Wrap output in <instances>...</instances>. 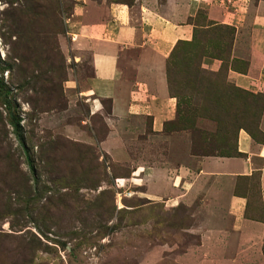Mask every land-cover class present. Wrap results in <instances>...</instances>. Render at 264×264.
Wrapping results in <instances>:
<instances>
[{
    "label": "rangeland",
    "instance_id": "1",
    "mask_svg": "<svg viewBox=\"0 0 264 264\" xmlns=\"http://www.w3.org/2000/svg\"><path fill=\"white\" fill-rule=\"evenodd\" d=\"M75 2L0 0V264H264L259 172L204 175L188 188L173 173L235 157L242 131L264 139V91L232 77L247 71L252 40L264 39L254 30L264 0H207L215 20L203 7L190 18L193 38L167 61L174 119L159 134L151 117L113 122L129 162L100 147L109 117L84 94L93 68L73 44ZM232 195L248 196L241 219Z\"/></svg>",
    "mask_w": 264,
    "mask_h": 264
},
{
    "label": "crops",
    "instance_id": "2",
    "mask_svg": "<svg viewBox=\"0 0 264 264\" xmlns=\"http://www.w3.org/2000/svg\"><path fill=\"white\" fill-rule=\"evenodd\" d=\"M200 7L207 10L208 18L215 20L218 12L207 0H139L131 6L76 0L70 32L74 46L91 53L93 68L84 94L90 97L92 107L98 102L101 107L96 110L108 115L110 133L100 147L118 162H129L131 156L114 121L151 117V129L159 134L174 119L177 100L169 91L167 61L179 41L193 38L196 25L189 20L198 14ZM259 13L255 16L254 30L264 32V13ZM251 51L247 71H233L232 77L241 86L258 85L264 91V39L260 43L253 39ZM105 100L110 101V113H106ZM261 128L264 130V117ZM238 150L242 156L203 157L195 167L181 166L173 171L174 179L180 188H188L204 175L238 177L259 172L264 192V142L259 143L242 131ZM168 170L162 171V175ZM158 172L154 170L153 174ZM247 202L244 196L232 195L229 207L241 219ZM256 227L260 234L264 231L263 222H257Z\"/></svg>",
    "mask_w": 264,
    "mask_h": 264
},
{
    "label": "trees",
    "instance_id": "3",
    "mask_svg": "<svg viewBox=\"0 0 264 264\" xmlns=\"http://www.w3.org/2000/svg\"><path fill=\"white\" fill-rule=\"evenodd\" d=\"M29 10H31V8H29ZM181 41H183V40H181ZM181 41H179L178 42V44L181 42ZM177 44V45H178ZM177 45H176V47H177ZM175 47V48H176ZM174 48V49H175ZM174 51V50H173ZM105 102H109L110 103V101H108V100H105V101H103V103H105ZM7 104H8V106H11L12 105V102L10 101V100H8L7 101ZM111 108H109V112L108 113H110L111 112V110H110ZM8 110H9V112H10V120H11V123H12V126L14 127V132H15V134H16V136L19 138V140H20V142L23 144V146L26 148V153H29L28 151H29V149H27V147H26V136H25V134H24V132H23V127L21 126V122H20V119L18 118V116L16 115V113L12 110V109H10V107H8ZM167 125V124H166ZM251 135V134H250ZM252 136V135H251ZM253 138H254V136H252ZM255 139V138H254ZM256 140V139H255ZM257 141V140H256ZM259 142V141H258ZM262 142H264V139L262 140V141H260L259 143H262ZM238 149V148H237ZM238 151V154L237 155H235V157L236 156H242V153L239 151V150H237ZM227 157H234V156H227ZM29 162L31 163L32 161L29 159ZM259 178H260V175H259ZM259 181H260V179H259ZM261 184V183H260ZM260 190H261V198H262V189L260 188ZM244 197H246L247 198V200H248V196H246V195H244ZM248 205L249 204H247V207H248ZM264 207V206H263ZM263 222H264V220H263Z\"/></svg>",
    "mask_w": 264,
    "mask_h": 264
}]
</instances>
